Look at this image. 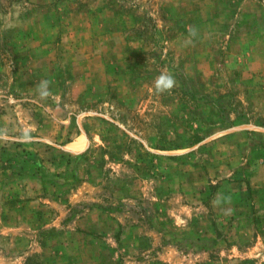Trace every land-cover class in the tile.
Wrapping results in <instances>:
<instances>
[{
  "label": "rangeland",
  "instance_id": "obj_1",
  "mask_svg": "<svg viewBox=\"0 0 264 264\" xmlns=\"http://www.w3.org/2000/svg\"><path fill=\"white\" fill-rule=\"evenodd\" d=\"M0 264H264V0H0Z\"/></svg>",
  "mask_w": 264,
  "mask_h": 264
},
{
  "label": "clouds",
  "instance_id": "obj_2",
  "mask_svg": "<svg viewBox=\"0 0 264 264\" xmlns=\"http://www.w3.org/2000/svg\"><path fill=\"white\" fill-rule=\"evenodd\" d=\"M197 34V29L193 26H189V36L194 37ZM186 43H191V39H188ZM176 79L170 73H162L154 81V91L157 94H162L165 92H171V90L176 86ZM48 84L47 80L41 81L38 85V92L41 98H46L50 93L48 91ZM29 137L25 134V139ZM219 203V200L216 201Z\"/></svg>",
  "mask_w": 264,
  "mask_h": 264
}]
</instances>
